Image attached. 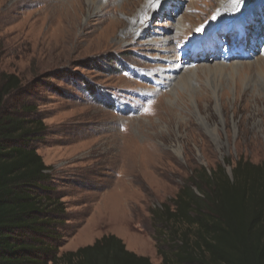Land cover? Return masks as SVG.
<instances>
[{"label":"rangeland","instance_id":"obj_1","mask_svg":"<svg viewBox=\"0 0 264 264\" xmlns=\"http://www.w3.org/2000/svg\"><path fill=\"white\" fill-rule=\"evenodd\" d=\"M249 12L251 50L182 47ZM0 72L44 126L31 146L63 206L58 254L115 234L162 264L152 212L191 170L264 161V0H0Z\"/></svg>","mask_w":264,"mask_h":264},{"label":"trees","instance_id":"obj_2","mask_svg":"<svg viewBox=\"0 0 264 264\" xmlns=\"http://www.w3.org/2000/svg\"><path fill=\"white\" fill-rule=\"evenodd\" d=\"M21 84L0 72V264H152L115 234L57 253L63 206L45 183L50 167L31 146L44 126L31 102L16 101ZM152 218L162 264H264V161L239 158L231 176L222 164L192 169Z\"/></svg>","mask_w":264,"mask_h":264},{"label":"bare ground","instance_id":"obj_3","mask_svg":"<svg viewBox=\"0 0 264 264\" xmlns=\"http://www.w3.org/2000/svg\"><path fill=\"white\" fill-rule=\"evenodd\" d=\"M75 1H79V0H75ZM91 1V0H90ZM136 1H138V0H134V3L136 2ZM219 6H221V4H219ZM223 7L224 6H221L219 9H220V14H223V13H227V9L225 10V9H223ZM89 8V7H88ZM81 10V8L79 9V12H82V10ZM87 12V11H86ZM224 15V14H223ZM220 16V15H219ZM79 23V22H78ZM188 33L189 32V27H186V28H182L181 30H179V32L178 33H180V34H182V33ZM206 56H211V55H206ZM204 58V57H203ZM260 63H261V61H260ZM187 76L188 75H185V76H180L179 77V80L177 81V83H183V82H185V83H188V80H187Z\"/></svg>","mask_w":264,"mask_h":264},{"label":"snow or ice","instance_id":"obj_4","mask_svg":"<svg viewBox=\"0 0 264 264\" xmlns=\"http://www.w3.org/2000/svg\"><path fill=\"white\" fill-rule=\"evenodd\" d=\"M238 2H239V3H243L244 0H238ZM196 31H197V32H201V31H203V29H202V28H198V29H196Z\"/></svg>","mask_w":264,"mask_h":264}]
</instances>
